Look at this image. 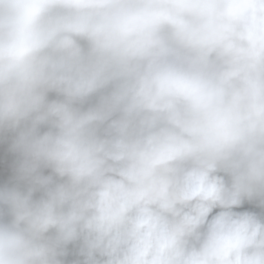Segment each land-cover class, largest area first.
Listing matches in <instances>:
<instances>
[{"label":"clouds","instance_id":"1","mask_svg":"<svg viewBox=\"0 0 264 264\" xmlns=\"http://www.w3.org/2000/svg\"><path fill=\"white\" fill-rule=\"evenodd\" d=\"M0 264H264V0H0Z\"/></svg>","mask_w":264,"mask_h":264}]
</instances>
